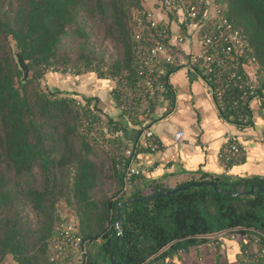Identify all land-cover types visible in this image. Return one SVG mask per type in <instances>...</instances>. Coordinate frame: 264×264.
Returning <instances> with one entry per match:
<instances>
[{
  "label": "trees",
  "instance_id": "1",
  "mask_svg": "<svg viewBox=\"0 0 264 264\" xmlns=\"http://www.w3.org/2000/svg\"><path fill=\"white\" fill-rule=\"evenodd\" d=\"M214 2L264 68V0ZM142 8L143 0H0V264H52L62 205L87 241L85 264H150L222 232L264 236V193L238 195L264 180L202 176L175 188L213 182L219 191L157 197L173 189L141 188L134 177L124 190L115 151L89 135L102 119L95 98L42 89L46 73L94 74L114 81L120 108L139 88L132 12ZM104 126L123 129L110 118Z\"/></svg>",
  "mask_w": 264,
  "mask_h": 264
},
{
  "label": "built area",
  "instance_id": "2",
  "mask_svg": "<svg viewBox=\"0 0 264 264\" xmlns=\"http://www.w3.org/2000/svg\"><path fill=\"white\" fill-rule=\"evenodd\" d=\"M145 2L143 0L142 9L132 12L139 88L120 110L131 116L135 124L151 121L156 109L167 112L165 103L172 97L167 78L185 67L201 77L224 122L238 130L249 127L253 120L250 104H264V68L254 57L246 37L222 15L214 0H157L159 15L146 8ZM188 41L195 43L197 51L189 53L185 63L182 61L183 45ZM161 99L163 105L160 106ZM76 105L80 107L82 102L77 101ZM94 129L89 135L106 150L115 151L125 190L132 178L141 176L144 171L134 164L135 150L121 145L118 137L104 126L103 118L95 123ZM141 135L149 150L155 151L151 126L142 127ZM183 136L182 132H177L174 140L178 142ZM241 155L237 140L227 135L219 160L227 167ZM75 224L73 217L60 216L56 237L49 246L50 263H86L87 241L79 235ZM229 238L248 240L249 246L240 250V264H264V237L261 234L254 231L234 233ZM183 253L184 250L178 252ZM150 264H169V259Z\"/></svg>",
  "mask_w": 264,
  "mask_h": 264
},
{
  "label": "crops",
  "instance_id": "3",
  "mask_svg": "<svg viewBox=\"0 0 264 264\" xmlns=\"http://www.w3.org/2000/svg\"><path fill=\"white\" fill-rule=\"evenodd\" d=\"M146 8L159 15L157 0H147ZM183 60L197 51L193 41L183 45ZM75 82L79 87L61 88L62 93H76L79 98H95L94 102L103 119H112L123 127L115 134L124 146L135 150L134 164L144 171L137 185L145 188L160 183L174 189L178 184L202 176L225 177L229 180H264V104H250L253 117L249 127L238 130L218 115L213 99L201 77L190 68L182 67L168 78L172 97L165 103L166 110L156 109L151 121L132 122L113 102L114 83L84 74ZM80 91V94H78ZM158 105H163L162 99ZM154 133L155 151L151 152L141 135L142 127ZM177 132L184 134L175 141ZM227 135L233 136L242 151L241 158L226 166L219 153L226 145ZM249 246L246 238L231 240L228 235L211 236L209 240L190 247L184 253L169 259V264H240V250Z\"/></svg>",
  "mask_w": 264,
  "mask_h": 264
},
{
  "label": "water",
  "instance_id": "4",
  "mask_svg": "<svg viewBox=\"0 0 264 264\" xmlns=\"http://www.w3.org/2000/svg\"><path fill=\"white\" fill-rule=\"evenodd\" d=\"M14 58H15V61L17 63V66H18L19 70L22 72V82H26L27 79L29 78L30 70L27 67L26 62L23 60V58L21 57V55L16 50L14 51ZM203 186H210V187L214 188V190L219 191L217 185L215 183H213V182H208V183H191V184H188V185L183 186V187L175 188L172 191H169V192H166L164 194L158 195L157 197H161V196L169 197V196L175 195L178 192L187 191L190 188H201ZM257 191L258 192H261V193H264V188L262 186H260V185H255L249 191L240 193L238 195H240V196H253ZM118 217H119V212H117L116 213V216H115L116 224H118ZM222 233H225V232H222ZM222 233H220V234H222ZM220 234H217V235H220ZM214 236H216V235H214ZM169 246L170 245H168L167 247H165L163 250H161L158 254H156L154 257H152L146 263H149L154 258H156L157 256H159L161 254V252H163ZM128 261H129V258H127V263H128ZM110 264H116V262L113 260V258H111Z\"/></svg>",
  "mask_w": 264,
  "mask_h": 264
},
{
  "label": "rangeland",
  "instance_id": "5",
  "mask_svg": "<svg viewBox=\"0 0 264 264\" xmlns=\"http://www.w3.org/2000/svg\"><path fill=\"white\" fill-rule=\"evenodd\" d=\"M89 75L95 76L94 74H89ZM81 76L82 75L74 76V75H72L71 72H67V73H52V72H50V73H46L44 79L41 82L42 89L43 90L46 89V90H50V91H59V90H61V88H65V87H67L66 89H68L69 86L71 88L77 89L76 87H79L80 85L75 82V78L80 80L82 78ZM97 79L98 80H96V81H98L99 84H102V82H103L102 79H99V78H97ZM110 82L114 83V81H110ZM67 84L69 86H67ZM114 86H115V84H114ZM78 94H80V91H78ZM59 215L73 216V213L70 210L66 209V207L64 205H62V207L59 209ZM8 264H12V263L9 262Z\"/></svg>",
  "mask_w": 264,
  "mask_h": 264
}]
</instances>
